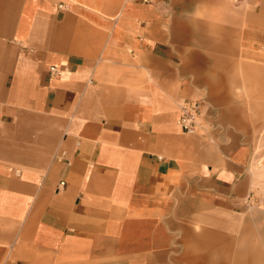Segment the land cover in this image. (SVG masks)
Segmentation results:
<instances>
[{
  "label": "crops",
  "instance_id": "crops-1",
  "mask_svg": "<svg viewBox=\"0 0 264 264\" xmlns=\"http://www.w3.org/2000/svg\"><path fill=\"white\" fill-rule=\"evenodd\" d=\"M262 111L264 0H0V264H230Z\"/></svg>",
  "mask_w": 264,
  "mask_h": 264
},
{
  "label": "rangeland",
  "instance_id": "rangeland-1",
  "mask_svg": "<svg viewBox=\"0 0 264 264\" xmlns=\"http://www.w3.org/2000/svg\"><path fill=\"white\" fill-rule=\"evenodd\" d=\"M232 1L234 5L240 2V0ZM213 17L217 18L216 13L213 14ZM181 99H178L177 103ZM261 113L264 115V111ZM260 120L262 122L261 134L258 141L254 143L255 150L250 161V168L254 177L250 198L246 199L240 206H224L217 202L199 204L197 221L193 222L194 225H192V228L198 231L214 228L228 233L229 230H233L236 233L235 236L240 235L239 232L244 226H248L249 229L257 233L255 234L256 237L253 236L254 234H247L248 236L245 239L242 237L235 239L236 242L231 253L230 264H238L234 259L239 254H234V252L240 247V244L246 245L245 250H247L244 255H241L242 259H247L251 264L253 262L264 264V116ZM230 216H234L236 219L234 223L230 222ZM236 230L239 231L237 232ZM222 256L223 253L216 252L214 254L215 259H218L219 262Z\"/></svg>",
  "mask_w": 264,
  "mask_h": 264
},
{
  "label": "built area",
  "instance_id": "built-area-1",
  "mask_svg": "<svg viewBox=\"0 0 264 264\" xmlns=\"http://www.w3.org/2000/svg\"><path fill=\"white\" fill-rule=\"evenodd\" d=\"M50 70L52 72L59 71L56 67H51ZM178 106L179 115L176 122L182 131L191 135L206 137L211 129L216 128L214 120L217 114L211 112V107L205 98L197 100L182 98Z\"/></svg>",
  "mask_w": 264,
  "mask_h": 264
}]
</instances>
